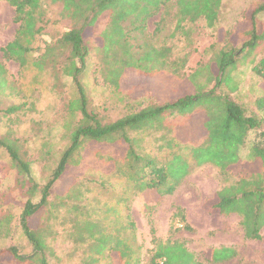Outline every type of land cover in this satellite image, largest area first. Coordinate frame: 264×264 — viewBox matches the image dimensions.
Wrapping results in <instances>:
<instances>
[{
    "label": "trees",
    "instance_id": "16d2710c",
    "mask_svg": "<svg viewBox=\"0 0 264 264\" xmlns=\"http://www.w3.org/2000/svg\"><path fill=\"white\" fill-rule=\"evenodd\" d=\"M5 1L14 8V21L19 26L14 39L0 51L4 60L17 62L21 68L27 64L28 46L43 35V7L47 4L61 7V14L70 20L71 28L56 41L69 52L59 71L71 80L76 96L68 104V112L75 120L74 127L67 132L69 145L42 186L34 181L30 162L20 152L17 139H12L9 133L0 134V149L6 153L16 175L13 189L19 190L25 199L19 226L30 247L27 253H21L15 246L0 248V264H65L66 259L52 246L59 231L55 225H62L65 238L77 248L73 254L76 264H141L129 200L149 194L158 199L171 196L195 167L205 164L216 168L220 183L207 205V213L237 215L244 238L260 240V231L264 227V94L255 100V112L247 110L229 94L237 90L233 74L242 66L250 64L253 74L264 82V0H257L248 14L244 12L249 25L238 42L227 38L229 33L218 39L216 27L223 0L176 1V25L172 37L179 36L186 41L190 26L198 22L216 31L217 44L211 48L208 60L188 76L184 74L186 56L172 60L169 47H158L141 39L147 20L162 10L169 0ZM105 12L108 13L107 25L95 50L99 55L98 74L109 90L115 95L124 94L122 77L128 70L138 77L166 75L186 80L193 92L173 94L160 100L146 94L144 108L128 110L115 120L91 113L82 83L89 56L87 38ZM219 43L223 45L219 47ZM7 91L9 95L17 93L8 85L7 71L0 61V97ZM21 109L19 105L0 107V122L6 119L9 124H14L11 115ZM197 109L204 114L200 133L182 141L177 125L166 120L175 115L191 114ZM144 133L156 134L153 151L142 148V140L138 137ZM91 143L124 146L120 158L94 152L99 159L113 162L114 166L106 175L116 179L115 184L97 177V170L90 168L75 176L69 189L58 195L54 191L55 183L67 167L82 164L83 154ZM248 145L247 164L257 166V171H234L233 167L242 161L241 150ZM3 179H0V187ZM113 185L119 186L117 191L112 190ZM108 191L113 192L115 204L124 205L123 211H116L115 205L109 202L99 206V194ZM7 201L8 195L0 191V241L10 237L14 219L5 207ZM36 215L38 223L32 226ZM177 218L189 229L181 208H175L171 219ZM116 219L118 225L114 226ZM152 241H157L154 236ZM236 255L233 247L222 246L208 251L204 260L208 264L223 263ZM191 260L182 243L166 241L157 242L147 264H191Z\"/></svg>",
    "mask_w": 264,
    "mask_h": 264
},
{
    "label": "rangeland",
    "instance_id": "374dc122",
    "mask_svg": "<svg viewBox=\"0 0 264 264\" xmlns=\"http://www.w3.org/2000/svg\"><path fill=\"white\" fill-rule=\"evenodd\" d=\"M169 0L162 10L147 20L142 40H149L155 46H167L171 49L172 60L186 56L185 76L190 75L200 64L209 58V52L215 46L216 38L213 30L207 29L203 22L190 26L189 38L184 41L179 36L172 37L176 25L175 2ZM257 0H223L216 30L218 39L225 38L229 33L232 40L238 42L242 33L248 28L249 20L244 19V12L251 10ZM44 9L43 35L29 45L26 55L27 64L20 67L17 62L6 61L0 51V61L7 71L8 85L17 90L9 95L0 97L1 109L11 106H21V111L11 115L14 124L6 119L0 122V134L9 133L12 139H17L20 152L30 162L31 174L36 183L43 185L47 182L51 171L58 163L62 152L68 147L67 132L74 127L73 118L68 112L69 101L76 94L69 78L61 75L59 68L69 55L66 48L60 47L56 41L62 34L70 30L71 22L61 14L59 5L47 4ZM14 8L5 0H0V49L11 42L19 24L15 21ZM108 13H103L95 22L91 33L88 34L87 44L89 56L82 76V83L88 97V110L105 119L115 120L122 117L128 110L138 111L147 104L146 94L164 99L171 95H184L193 92L192 86L186 80H176L166 75L154 77H138L136 73L125 71L122 77V95H115L102 82L99 74V55L95 48L100 45V34L107 25ZM189 27V26H187ZM25 46H27L24 43ZM223 43H219L221 47ZM258 56H261L258 50ZM257 57V59L259 58ZM237 90L229 94L230 98L243 105L249 111H256L255 100L264 94V82L256 77L251 65L240 67L234 74ZM226 91V89L224 90ZM203 111L195 110L184 116L175 115L166 121L177 125V131L182 141L192 139L200 133L203 123ZM155 133H144L138 138L142 140L145 151H153ZM250 145L241 150L242 161L233 167L234 171L244 172L246 169L257 171V166L247 164ZM98 154L110 155L113 159L120 158L124 153L123 145H107L91 143L83 154L82 164L67 167L63 176L55 183L54 191L64 194L73 184V178L86 170H97V177L105 178L106 182L115 184L116 179L106 175L112 169L113 162L99 159ZM0 191L8 195L6 208L13 214L14 219L11 235L0 241V248L17 247L21 253L30 252L25 237L19 226L24 197L19 190L13 189L16 175L10 168L6 153L0 149ZM220 187L219 177L215 167L205 164L195 167L180 183L173 195L158 199L154 194L144 198L132 197L128 204L130 216L135 224L134 237L139 246L141 264H147L155 251L157 242L166 241L182 243L184 249L191 255V264L197 262L208 264L204 258L208 251L222 246L233 247L237 253L233 259L216 264H264V227L261 229L260 240H246L237 215L222 216L207 213V205L213 200L214 193ZM118 185L112 190L117 191ZM113 192L99 194V206L109 202L115 205L116 211L124 205L115 204ZM90 197L91 194H88ZM175 208L183 210L184 222L179 218L171 219ZM123 211V210H122ZM121 215L123 213L121 212ZM101 219L100 217H98ZM36 215L32 226L38 223ZM116 219L114 226H117ZM58 236L52 246L58 255L66 259L65 264H76L73 254L77 248L65 238L62 225L57 226ZM153 236L157 241H152ZM156 242V243H155ZM179 260V258H177ZM10 264V263H9ZM12 264V263H11ZM182 264V262H181Z\"/></svg>",
    "mask_w": 264,
    "mask_h": 264
}]
</instances>
